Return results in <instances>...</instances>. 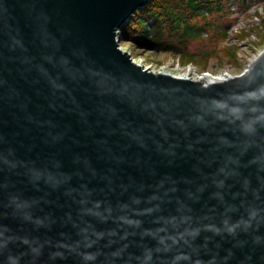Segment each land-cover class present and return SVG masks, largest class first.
<instances>
[{"label": "water", "instance_id": "95a60500", "mask_svg": "<svg viewBox=\"0 0 264 264\" xmlns=\"http://www.w3.org/2000/svg\"><path fill=\"white\" fill-rule=\"evenodd\" d=\"M151 0H0V264H264V51L205 86L120 49Z\"/></svg>", "mask_w": 264, "mask_h": 264}, {"label": "rangeland", "instance_id": "374dc122", "mask_svg": "<svg viewBox=\"0 0 264 264\" xmlns=\"http://www.w3.org/2000/svg\"><path fill=\"white\" fill-rule=\"evenodd\" d=\"M153 3L148 5L153 7ZM223 7L221 13L206 11L207 17L200 23L205 30L202 39L186 46L194 60L177 56L167 48L136 46L126 36L127 26L120 34V49L143 69L157 74L182 76L192 72L199 76L209 73L240 77L264 51V0H225Z\"/></svg>", "mask_w": 264, "mask_h": 264}, {"label": "trees", "instance_id": "16d2710c", "mask_svg": "<svg viewBox=\"0 0 264 264\" xmlns=\"http://www.w3.org/2000/svg\"><path fill=\"white\" fill-rule=\"evenodd\" d=\"M224 1L154 0L153 7L148 5L140 10L126 25V36L141 48L154 45L194 60V56L187 53L186 46L202 39L205 30L200 23L205 21L206 11L210 14L221 13Z\"/></svg>", "mask_w": 264, "mask_h": 264}, {"label": "bare ground", "instance_id": "6f19581e", "mask_svg": "<svg viewBox=\"0 0 264 264\" xmlns=\"http://www.w3.org/2000/svg\"><path fill=\"white\" fill-rule=\"evenodd\" d=\"M122 51L127 54V51H125L123 48H122ZM135 64H137L138 66L141 67L140 63L138 61H134ZM252 63V62H251ZM158 74H163V75H170V76H174V77H177V78H181V79H185V80H190V81H193V82H200V83H203L205 86H208L209 84L211 83H220V82H224V81H228L230 79H233L234 77L233 76H230V75H221V76H214L212 74H209V73H206L205 75H197L195 73H188L187 75H174V74H169L167 72H160Z\"/></svg>", "mask_w": 264, "mask_h": 264}]
</instances>
